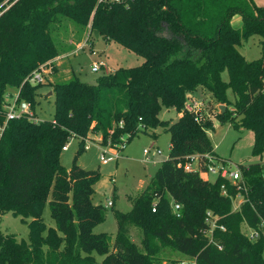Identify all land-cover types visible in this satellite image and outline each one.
I'll list each match as a JSON object with an SVG mask.
<instances>
[{
    "label": "trees",
    "instance_id": "obj_1",
    "mask_svg": "<svg viewBox=\"0 0 264 264\" xmlns=\"http://www.w3.org/2000/svg\"><path fill=\"white\" fill-rule=\"evenodd\" d=\"M5 1L0 0V126L11 88L17 89V101H28L37 115L45 81L34 83L29 77L64 51L59 35L68 20L80 30L90 22L91 35L98 31L144 62L105 72L96 84L76 75L49 82L53 120L22 114L6 122L0 136V213L29 218V240L0 233V264H94L95 252L103 255L101 264H162L158 242L196 264H264V237L251 240L243 231L244 223L257 226L258 213L264 214V163H251L244 172L250 200L237 211H232L236 189L230 182L208 180L203 162L198 170L184 167L190 154H215L208 134L213 121L184 110L188 95L200 87L226 104L219 119L253 131L254 153L264 148V5L254 0ZM235 15L242 18L240 27L232 24ZM254 35L261 38L262 55L248 60L239 45ZM163 106L181 115L173 122L162 120ZM158 125L170 132L169 156L135 196L131 210L115 212L112 242L107 232L94 231L106 212L93 200L100 172L78 165L77 156L66 169L60 161L63 146L78 137L80 154L90 133L114 146L142 131L155 137ZM224 182L227 196L221 193ZM47 201L55 227L43 219ZM173 203L180 204L179 216ZM208 209L221 215L226 227L215 233L222 249L204 234ZM131 226L142 230L143 250L130 239Z\"/></svg>",
    "mask_w": 264,
    "mask_h": 264
},
{
    "label": "rangeland",
    "instance_id": "obj_2",
    "mask_svg": "<svg viewBox=\"0 0 264 264\" xmlns=\"http://www.w3.org/2000/svg\"><path fill=\"white\" fill-rule=\"evenodd\" d=\"M7 1V0H6ZM6 1L4 3H6ZM264 4V0H257ZM240 16V15H239ZM242 24V21L240 22ZM238 27L239 24H233ZM241 26V25H240ZM60 39L63 41L64 51L53 58L47 66H43V80L39 88L37 102L35 105L36 117L39 120H53L55 116V97L49 82L56 80H68L76 75L83 81L96 80L105 73L106 67L111 70L119 68H129L139 66L144 62V57L130 50L123 44L114 40H109L103 36H93L90 34V22L79 29L78 23L68 20L65 30L60 33ZM258 35L250 36L242 41L239 50L246 59L255 60L262 55V43ZM105 63L106 66L98 71H93L92 66L95 63ZM53 65H56L54 69ZM224 80H229V73L224 70L222 73ZM7 95V100H12L17 93L16 88H11ZM52 92V93H50ZM195 97L204 99L206 102L201 113L204 117L213 121V127L208 129L209 137L215 147L218 155L231 159L234 162L242 164H251L256 162L264 163V148L260 153H254V133L247 128H236L228 120H221L218 114L222 113L220 106L226 104L218 103L211 92L200 87L194 94ZM228 98L234 101L235 95L231 88L227 90ZM7 106V104H6ZM230 107V106H229ZM231 108V107H230ZM162 120L175 121L179 117V112L173 107H162L160 111ZM152 131V130H151ZM153 131L157 133L154 137L150 131H142L126 142L123 148H105L108 151L109 161L102 162L99 158L101 143H104L103 137L99 133H90L87 139L90 140L89 147L78 154L80 139L72 137L69 139V147L62 150L60 161L66 168L73 166L74 158L77 156V164L87 169H97L101 176L94 185L93 200L102 203L106 207L105 219L94 227L95 232L105 231L111 235L113 242L117 233V222L115 212H128L133 207V199L139 191L145 188L151 178L158 171L161 163L168 158L171 146V135L166 130L165 125L156 126ZM87 140V141H88ZM153 144L162 150L161 154L151 155L147 160L144 155V149ZM118 153V158L113 157ZM214 181V175L210 176ZM111 200L112 205L107 202ZM43 219L46 225L55 227V220L51 216L49 201L46 202L43 210ZM29 218L24 221L20 216L12 212L0 213V233L15 234L18 240H29ZM130 239L139 245L142 239V230L131 226L129 231ZM160 245L156 256L162 264H196L195 260L180 251H177L167 245ZM95 263L101 264L103 255L94 253Z\"/></svg>",
    "mask_w": 264,
    "mask_h": 264
},
{
    "label": "built area",
    "instance_id": "obj_3",
    "mask_svg": "<svg viewBox=\"0 0 264 264\" xmlns=\"http://www.w3.org/2000/svg\"><path fill=\"white\" fill-rule=\"evenodd\" d=\"M101 1V0H100ZM114 1H124V0H114ZM106 66L105 63H95L92 66L93 71H98L102 67ZM42 70H35L29 77L31 82H41L43 81V75H42ZM115 70H111L110 68L106 67L107 73L113 72ZM206 102L204 99L197 98L193 94H189L185 104H184V110L190 111V112H195L198 114H201V111L203 110ZM6 120L3 125L0 126V136L5 128L6 122L9 119L19 117L22 114H27L30 118L34 119L35 121H40L36 116L33 115V110L31 109V105L28 101L22 100V101H17V93L13 96L12 100H8L7 106H6ZM123 141L114 144V146L110 145L109 143H101V150H100V160L102 162H107L109 161L110 157L108 156V151L105 149L107 147H118V148H123L126 145V137H122ZM88 140V139H87ZM86 140L85 143V148L89 147V141ZM69 141L63 146V150H67L69 147ZM153 152V153H152ZM152 153V154H151ZM162 150L155 146L154 144L149 147L144 149V155L147 160L151 159L152 157L150 154L157 155L161 154ZM118 153H114L113 157L115 159L118 158ZM202 162L204 163L203 172L205 175H207V179L211 175L215 176V179L220 177L228 182H230L236 189L235 195L231 196L232 198V211H237L240 210L246 202H249L250 200V187L247 182V180L244 177V172L248 171L250 169V164H240V163H235L231 162L226 159L219 158L212 152H206L204 154H199V153H194L190 154L186 157V160L184 162V167L186 170H198L201 169ZM263 177H264V171H263ZM221 193L225 196L229 195V190H228V185L226 182L221 184ZM108 205H112V201L109 200L107 202ZM156 206H153V210H155ZM173 209L176 212V214L179 216L180 212V204L179 203H173ZM259 216V223L257 226H250L247 223H244L243 231L244 233L249 237L251 240H256L259 237H264V214L258 213ZM222 216L215 213L213 210L208 209L205 212V223H206V228L204 229V234L206 237H208L210 243H214L217 248L222 249L223 246L222 244L216 239L215 233L216 230H226V227L224 224L220 222Z\"/></svg>",
    "mask_w": 264,
    "mask_h": 264
},
{
    "label": "crops",
    "instance_id": "obj_4",
    "mask_svg": "<svg viewBox=\"0 0 264 264\" xmlns=\"http://www.w3.org/2000/svg\"><path fill=\"white\" fill-rule=\"evenodd\" d=\"M254 1H255V3L258 4V5H264V4H260V2H258L257 0H254ZM235 21H236L237 24H239L238 27H240V25H241L240 22L242 21L241 16H239V15H235V16L233 17V19H232V24H234ZM10 92H12V91L10 90ZM192 94H194V93H192ZM180 115H181V113H179V116H180ZM154 145H155V144H154ZM214 152H215V155L218 156L219 158L226 159V160H229V161H231V162H234V161H232L231 159H228V158H225V157H222V156L218 155L217 152L215 151V147H214ZM235 163H238V162H235ZM240 164H242V163H240ZM205 177L207 178V175H205ZM214 177H215V176H214ZM209 179H210V177H209Z\"/></svg>",
    "mask_w": 264,
    "mask_h": 264
},
{
    "label": "water",
    "instance_id": "obj_5",
    "mask_svg": "<svg viewBox=\"0 0 264 264\" xmlns=\"http://www.w3.org/2000/svg\"><path fill=\"white\" fill-rule=\"evenodd\" d=\"M94 34H95L96 37H99L98 31L95 30ZM88 82L91 83V84H96L97 83L96 80H91V81H88ZM50 93H52V92H50ZM220 108H221V111L224 112L225 109H226V106L225 105H221Z\"/></svg>",
    "mask_w": 264,
    "mask_h": 264
}]
</instances>
